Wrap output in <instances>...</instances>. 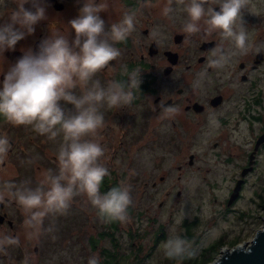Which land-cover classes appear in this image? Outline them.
<instances>
[{
	"label": "flooded vegetation",
	"instance_id": "flooded-vegetation-1",
	"mask_svg": "<svg viewBox=\"0 0 264 264\" xmlns=\"http://www.w3.org/2000/svg\"><path fill=\"white\" fill-rule=\"evenodd\" d=\"M166 2L108 0L107 9L100 13L106 25L124 10H134L136 15L133 29L123 41L116 42L120 55L109 62L113 67L101 69L95 78L104 84L121 77L125 68L138 69L139 76L137 91L129 102L114 107L100 105L104 123L91 137L102 144L104 152L98 159L108 169L100 190L132 180L145 171V161L153 157V164H159L153 167L155 175L161 171L159 181H166L181 148L194 144L197 138L209 140L214 158L236 171L233 186L242 179V188L264 151V0H244L240 11L248 33L247 48L229 55L221 65L209 63L214 46L222 44L226 53L232 46L216 32L192 34L185 40L181 0H171L172 11L163 14ZM44 5L45 18L34 25V31L18 40L12 50L5 49V68L22 48L34 49L49 32L67 27L80 2L44 0ZM11 6L13 0H0V19H7ZM68 35L71 39L70 28ZM0 134L7 135L10 144L0 154V237H11L0 239V264H38L34 262L44 261L39 257L41 246L50 242L46 225L52 212L30 221L13 190L34 187L46 169L55 172V154L63 138L59 133L56 137L40 134L30 125H14L2 117ZM260 137L263 140L256 146ZM195 161V153H189L187 161L176 163L175 168L193 167ZM247 167L250 170L241 177V170ZM158 183L153 180L150 190L155 191ZM233 186L226 191L225 201ZM238 196L226 204L225 211Z\"/></svg>",
	"mask_w": 264,
	"mask_h": 264
},
{
	"label": "clouds",
	"instance_id": "clouds-1",
	"mask_svg": "<svg viewBox=\"0 0 264 264\" xmlns=\"http://www.w3.org/2000/svg\"><path fill=\"white\" fill-rule=\"evenodd\" d=\"M77 2L80 7L67 21V27L49 32L35 49L22 48L21 54L6 68L5 49L12 50L18 40L32 33L34 25L45 18L44 0H13L7 19H0V117L14 125H30L40 134L56 137L59 133L63 138L55 154V172L46 169L34 187L13 190L16 202L28 213L30 221L48 212L64 211L77 193L87 197L99 216L113 220L123 219L130 203L126 184L117 183L100 190L108 169L98 159L104 152L102 144L91 137L104 123L100 105H122L137 91L136 68H125L121 77L104 84L95 78L101 69L113 67L109 62L120 55L116 42L123 41L133 29L136 13L124 10L106 25L100 13L107 9L108 0ZM243 2L181 0L180 9L184 13L181 32L185 40L192 34L216 32L232 46L226 53L222 44H216L210 64L221 65L229 55L246 50L248 33L240 11ZM26 3L30 7H25ZM161 11L163 14L172 11L171 0L163 4ZM9 147L7 135L0 134V154ZM161 247L163 255L173 260L193 254L189 240L179 234L166 236ZM87 264H99L98 257L89 256Z\"/></svg>",
	"mask_w": 264,
	"mask_h": 264
},
{
	"label": "rangeland",
	"instance_id": "rangeland-1",
	"mask_svg": "<svg viewBox=\"0 0 264 264\" xmlns=\"http://www.w3.org/2000/svg\"><path fill=\"white\" fill-rule=\"evenodd\" d=\"M179 152L166 181H159L161 171L155 175L153 167L159 164H153L154 157L145 161V171L123 181L130 193L123 219L99 216L83 193L75 194L67 209L50 214L46 225L50 242L41 246L39 256L44 261L34 263L87 264L95 254L99 264H201L209 258L206 264H212L232 246L250 244L264 220V151L227 211L225 193L236 172L232 166L214 158L207 138H197ZM193 152L194 166L176 170V163L186 162ZM151 180L159 182L155 191L150 190ZM101 234L109 235L99 239ZM170 234L186 237L193 254L183 260L165 257L161 242Z\"/></svg>",
	"mask_w": 264,
	"mask_h": 264
},
{
	"label": "water",
	"instance_id": "water-1",
	"mask_svg": "<svg viewBox=\"0 0 264 264\" xmlns=\"http://www.w3.org/2000/svg\"><path fill=\"white\" fill-rule=\"evenodd\" d=\"M262 140L263 137H260L256 142V146ZM249 170L250 167L242 169L240 174L241 177H243ZM242 181V179L237 180L233 186L226 201L227 205H230L238 196ZM212 264H264V220L262 228L255 232L250 244L243 246H232L231 248L225 250L218 257V259L212 262Z\"/></svg>",
	"mask_w": 264,
	"mask_h": 264
},
{
	"label": "trees",
	"instance_id": "trees-1",
	"mask_svg": "<svg viewBox=\"0 0 264 264\" xmlns=\"http://www.w3.org/2000/svg\"><path fill=\"white\" fill-rule=\"evenodd\" d=\"M220 241H221V240H220ZM220 241H219V242H220ZM219 242H218V243H219ZM218 243H217V244H218ZM210 247H211V246H209V247H207V248L209 249ZM213 248H215L216 251H217L218 248H219V245H217V246L215 245ZM204 250H207V249H204ZM210 259H211V258H209L207 261H205V262H203V263H201V264H206Z\"/></svg>",
	"mask_w": 264,
	"mask_h": 264
}]
</instances>
